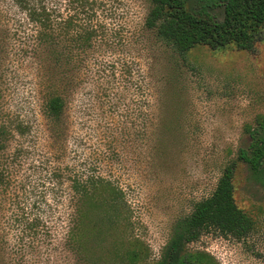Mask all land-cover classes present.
Returning a JSON list of instances; mask_svg holds the SVG:
<instances>
[{"label":"rangeland","instance_id":"1","mask_svg":"<svg viewBox=\"0 0 264 264\" xmlns=\"http://www.w3.org/2000/svg\"><path fill=\"white\" fill-rule=\"evenodd\" d=\"M0 10L3 29L16 33V50L28 41L32 27L12 0H0ZM146 10L147 0H123V36L100 51L90 79L83 74L78 80L68 109L67 162L103 174L123 189L120 220L111 230L115 238L88 245L89 256H82L68 238V197L57 191L36 212L50 236L25 264L158 261L177 220L213 192L224 167L248 147L247 127L264 116V39L252 51L202 45L181 55L143 29ZM15 50L0 59L2 96L8 112L29 121L27 144L48 154L49 125L34 70L25 50L20 52L24 56ZM160 133L168 136L154 146ZM235 199L254 219L253 233L241 241L204 233L186 246L188 252L214 259L204 258L202 264H264V187L239 160ZM129 250L138 258L129 259Z\"/></svg>","mask_w":264,"mask_h":264},{"label":"trees","instance_id":"2","mask_svg":"<svg viewBox=\"0 0 264 264\" xmlns=\"http://www.w3.org/2000/svg\"><path fill=\"white\" fill-rule=\"evenodd\" d=\"M12 1L25 14L32 33L15 50L16 33L3 29L4 11L0 10V59L11 48L20 56L25 50L43 100L51 151L46 154L27 144L24 137L28 139L31 125L8 112L0 87V264H25L27 255L35 254L50 236L44 217L36 212L47 196L59 195L57 191L68 197L71 209L69 242L88 257V245L115 238L111 230L120 220L123 189L103 174L67 162L68 109L78 80L83 74L85 81L90 79L100 51L123 36L124 13H119L123 0ZM141 22L144 30L153 31L177 54L202 45L212 50L235 46L252 51L264 39V0H147ZM246 131L248 147L240 148L237 160L224 167L213 192L177 220L160 259L152 264L214 261L209 254L186 251V246L211 231L238 241L253 233L254 219L235 199V170L238 160L246 163L264 187V116ZM167 136L158 134L154 146ZM127 254L131 260L139 256L135 250Z\"/></svg>","mask_w":264,"mask_h":264}]
</instances>
